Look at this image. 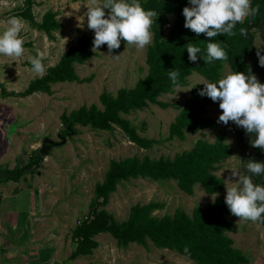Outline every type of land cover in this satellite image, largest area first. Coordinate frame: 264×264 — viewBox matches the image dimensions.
Returning <instances> with one entry per match:
<instances>
[{
    "label": "rangeland",
    "instance_id": "374dc122",
    "mask_svg": "<svg viewBox=\"0 0 264 264\" xmlns=\"http://www.w3.org/2000/svg\"><path fill=\"white\" fill-rule=\"evenodd\" d=\"M87 3L88 0H34L31 11L37 21L44 12L52 10L62 27L48 38L22 18L24 27L20 35L24 39V55L20 58L0 55V180L12 177L0 182L1 186L5 185L0 190V264H193L188 257L174 250L158 249L150 242L147 247L136 243L118 247L109 233L95 236L98 246L92 254L70 257L75 246L71 235L87 214L94 185L104 179L111 159L133 155L172 158L191 149L198 138L213 142L217 131L223 130L232 152L218 165L215 174L224 181L231 176L232 168L246 172V161L253 153L251 144H238L232 129L223 123L214 130L186 133L184 140L170 138L169 125L179 108L172 105L162 109L147 104L122 116L136 127L139 135L154 140L150 149L131 143L115 126L111 131H100L75 124L72 130L76 133L66 137L65 144L51 147L48 154L41 157L38 147L45 136L58 140V133L63 134L65 129L68 132L60 117L62 113L68 115L82 105L95 104L101 108L99 95L102 91L115 94L119 88H131L147 73L148 46L137 50L121 42L119 51L112 56L100 48L87 62L75 65L77 75L91 77L90 81L55 83L51 95L21 94L31 80L42 76L31 71L30 57L43 53L42 63L47 70L79 36L90 31L84 18ZM23 6L24 0H0V20L16 16ZM188 7H191L189 1ZM78 17L84 18L81 26H78ZM171 19L172 16L159 17L153 25L167 31ZM4 30L5 26L0 25V34ZM255 44L264 49V25L255 31ZM115 56L120 58L114 59ZM246 59L252 66L251 73L260 76L258 80L263 83L264 75L261 77L256 71L251 58ZM231 72L225 64L222 78ZM188 81L187 86L175 87L172 93L162 94L159 100L183 105L192 86L202 89L207 83L196 73H192ZM221 114L218 102L207 106L203 115L218 120ZM37 155L40 157L37 163L17 177L18 166ZM259 161L264 162V154ZM252 179L257 184L262 182V179L255 182L254 175ZM193 190V194L188 195L178 189L173 180L131 178L118 184L105 209L115 220L124 221L135 204L152 200L162 202L163 208L153 212L156 216L172 214L176 208L190 214L194 207L204 208L213 201V196L226 197L224 183L217 194H207L199 183ZM229 219L234 227L226 234L232 238L233 246L248 258L245 264H264V223L238 224V217Z\"/></svg>",
    "mask_w": 264,
    "mask_h": 264
},
{
    "label": "trees",
    "instance_id": "16d2710c",
    "mask_svg": "<svg viewBox=\"0 0 264 264\" xmlns=\"http://www.w3.org/2000/svg\"><path fill=\"white\" fill-rule=\"evenodd\" d=\"M189 0H139L142 7L154 10L157 13L154 22L159 17L172 16L171 24L167 31L152 25V42L146 50L145 63L148 66L144 77L139 78L131 88H119L115 94L102 91L99 95L101 108L95 104L82 105L72 110L68 115L61 114V120L71 130L75 124L90 127L100 131H111L113 127L119 128L127 139L136 146L150 149L153 139L138 134L136 127L122 115H128L139 110L147 104L156 105L162 109L172 105L179 108L178 114L169 125V137L179 140L185 139V134H196L202 130L217 129L221 123L217 119L203 115L206 107L215 105L207 96L199 93L203 90L196 85L192 86L189 97L183 105L175 102L170 104L159 100L162 94L172 93L174 86L169 79V70H179V86H187L188 78L196 73L207 80V83H216L222 78V69L227 64L232 72L238 71L249 74L252 66L246 58H251L253 66L261 75L264 68L260 67L256 55L255 32L264 25V0H251V6H260L255 17H247L243 23H238L234 29V36H217L209 39L205 34L199 36L184 27L185 17L183 9L188 7ZM34 0H24V6L16 16L28 21L30 26L52 38V32L62 27L52 10L44 12L37 21L31 8ZM106 13L109 10H105ZM154 24V23H153ZM248 29V36H241L240 28ZM94 31L83 33L75 43L61 54L58 62L48 67L45 74L31 80L23 96L36 92L47 95L52 94V85L62 82L83 83L91 77L80 78L75 70V65L87 62L94 52ZM122 43H126L121 41ZM208 42H219L227 53V61H213L207 64L203 58L197 62L188 59L185 45L193 43L195 46L206 48ZM100 48L108 51L107 45ZM120 49V48H119ZM119 49L113 52L119 51ZM264 50V49H262ZM264 55V52L261 53ZM203 56V52L198 54ZM240 145H250L253 138L246 131L228 123ZM66 130V129H65ZM227 134L218 130L213 142L198 138L191 149L183 150L172 158L160 156L152 158L147 155L142 157L133 155L124 159L109 161L104 179L97 182L93 188V197L88 205V212L75 227L71 238L75 243L70 255L71 259L80 255H90L97 248L95 236L100 233H109L116 241L118 247H126L136 243L144 247L150 242L158 249L174 250L180 255L188 257L193 264H245L248 258L242 251L233 246V240L226 233L233 231L234 223L229 219L233 216L226 203L225 197L216 196L215 202H209L204 208L194 207L190 214L181 208H176L172 214L156 216L155 210L162 209L163 203L149 201L145 204H135L130 207L126 220L117 221L105 209L109 202L110 194L116 191L118 184L123 180L136 178H149L151 180H173L178 189L188 195L193 194V187L199 183L207 194H217L223 189L222 178L215 174L218 165L230 157L232 148L225 141ZM253 153L250 160H255L254 151L261 149L252 147ZM38 156V155H37ZM39 156H31L28 162L19 165L17 177L28 168L37 163ZM262 179L264 174L254 175L255 182ZM185 247L188 252H185Z\"/></svg>",
    "mask_w": 264,
    "mask_h": 264
},
{
    "label": "clouds",
    "instance_id": "9594fccd",
    "mask_svg": "<svg viewBox=\"0 0 264 264\" xmlns=\"http://www.w3.org/2000/svg\"><path fill=\"white\" fill-rule=\"evenodd\" d=\"M189 3L191 7L183 9L184 27L198 36L205 34L209 39L223 35L234 36L236 25L243 23L247 17H255L260 9L259 5L252 7L251 0H189ZM85 6L87 27L95 34L91 49L94 53L101 46L107 45L108 56H112L113 51L121 47V41L126 42L127 48L134 46L137 50H143L151 44V27L157 13L154 10L146 11L139 0H88ZM106 9L109 10L107 13ZM84 18H77L80 21L78 26L83 24ZM0 25L5 26L0 34V55L22 57L25 53L24 39L20 35L24 27L23 19L11 16L0 20ZM239 33L247 37L248 29L242 27ZM185 47L191 62L203 58L207 65L228 59L219 42H208L204 49L193 43ZM256 49L259 65L264 68V55L261 54L264 50L259 47ZM202 52L203 56L198 57ZM120 56L113 58L119 59ZM43 58V53L30 57L33 73L44 74L46 69L42 63ZM168 75L172 84L179 87V70H169ZM204 85L199 95L219 102L222 114L217 122L224 125L234 122L253 137L250 140L252 147L264 150V84L259 82L257 76L251 72L245 74L235 71L216 83ZM245 169L246 172H241L232 168L231 176L223 181L226 187L225 203L230 213L239 218L238 224L248 221L264 223V185L254 183L252 179L253 175L264 174V163L248 160ZM212 199L215 202L216 196ZM184 251L188 252V248L185 247Z\"/></svg>",
    "mask_w": 264,
    "mask_h": 264
},
{
    "label": "water",
    "instance_id": "95a60500",
    "mask_svg": "<svg viewBox=\"0 0 264 264\" xmlns=\"http://www.w3.org/2000/svg\"><path fill=\"white\" fill-rule=\"evenodd\" d=\"M67 136H63L61 133L57 134V139L58 140H54L50 137L45 136L42 141H41V145L38 147V152L40 154L41 157H44L48 154L49 150L51 149V147H58L61 146L63 144L66 143L67 138L66 137H70L71 134L76 133L75 131L71 130L70 125L67 124Z\"/></svg>",
    "mask_w": 264,
    "mask_h": 264
},
{
    "label": "crops",
    "instance_id": "0c3cea01",
    "mask_svg": "<svg viewBox=\"0 0 264 264\" xmlns=\"http://www.w3.org/2000/svg\"><path fill=\"white\" fill-rule=\"evenodd\" d=\"M256 76H257V74H255ZM261 75V74H260ZM264 75V74H263ZM263 75H261V77L263 76ZM260 76H257V78H259ZM262 84H264V82L262 83ZM264 154V150H262V151H254V156H255V159H257L258 161H259V159H261L262 160V155ZM259 155V156H258ZM259 162H261V161H259ZM261 163H264L263 161L261 162ZM10 178H12V177H10ZM10 178H8V177H6V178H4V179H2V180H0V182H4L5 180H9ZM5 186V185H4ZM4 186H1L0 185V190L2 189V188H4ZM1 196V195H0Z\"/></svg>",
    "mask_w": 264,
    "mask_h": 264
},
{
    "label": "flooded vegetation",
    "instance_id": "af4514ba",
    "mask_svg": "<svg viewBox=\"0 0 264 264\" xmlns=\"http://www.w3.org/2000/svg\"><path fill=\"white\" fill-rule=\"evenodd\" d=\"M62 135H63V136H67V132H66V130L63 132Z\"/></svg>",
    "mask_w": 264,
    "mask_h": 264
}]
</instances>
